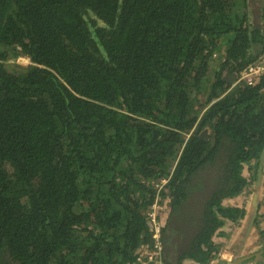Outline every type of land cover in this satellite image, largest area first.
Listing matches in <instances>:
<instances>
[{"label": "trees", "instance_id": "trees-1", "mask_svg": "<svg viewBox=\"0 0 264 264\" xmlns=\"http://www.w3.org/2000/svg\"><path fill=\"white\" fill-rule=\"evenodd\" d=\"M263 54L264 0H0V264H133L156 200L164 264H208L264 144V74L226 77Z\"/></svg>", "mask_w": 264, "mask_h": 264}, {"label": "flooded vegetation", "instance_id": "flooded-vegetation-1", "mask_svg": "<svg viewBox=\"0 0 264 264\" xmlns=\"http://www.w3.org/2000/svg\"><path fill=\"white\" fill-rule=\"evenodd\" d=\"M259 79L260 77L253 83H256ZM206 133H208V130H205L204 134L206 135ZM240 174L246 179L247 186L236 197L221 200V206L224 208H236L238 215L235 218H229L218 213L220 224L215 228L212 240L214 236L220 235L222 241L218 242L219 246L216 245L217 253L213 259L217 257V260L214 263L212 259L213 264L229 261L227 259L229 256H225L226 250L230 257H233L230 261L237 259L242 264H264V144L261 153L255 160L249 163H242ZM200 177L204 184L198 191V197L201 199L202 194L209 192L214 177L208 170H203ZM209 196H211V192H209ZM237 198L240 199L237 200ZM165 206L166 208L164 207L163 211L166 213V210H169V202ZM212 209L215 211V206ZM167 218L165 216L162 217V214L158 215L160 225L158 239L162 247H164L163 241L166 238L165 249L167 248L168 250L163 248L167 253L166 258L171 263H176L178 253L176 250H169L172 248L169 244L174 246L179 237L177 232L172 233L174 229L170 225L165 226L167 225ZM164 226L163 232L162 227ZM237 232L239 238L233 237ZM235 250H241V252L236 254Z\"/></svg>", "mask_w": 264, "mask_h": 264}, {"label": "built area", "instance_id": "built-area-1", "mask_svg": "<svg viewBox=\"0 0 264 264\" xmlns=\"http://www.w3.org/2000/svg\"><path fill=\"white\" fill-rule=\"evenodd\" d=\"M264 74V54L259 57L253 64L249 65L243 72H241L233 85L244 82L251 84L256 81L259 77ZM165 182V178L162 179V183ZM163 209V208H162ZM159 210L160 206L158 201H154L149 211V221L151 224L152 231V244L143 245L141 251L136 256L133 264H164V249L159 242L158 232L160 229L159 225Z\"/></svg>", "mask_w": 264, "mask_h": 264}, {"label": "crops", "instance_id": "crops-1", "mask_svg": "<svg viewBox=\"0 0 264 264\" xmlns=\"http://www.w3.org/2000/svg\"><path fill=\"white\" fill-rule=\"evenodd\" d=\"M238 199H240V198H237V200ZM233 237H236V238H239V234H238V232L235 234V236L233 235ZM232 237V238H233ZM219 241H222V238L220 237V235L219 236H214L213 237V242H215L216 243V245H218L219 246ZM222 243V242H221ZM176 252H177V250H176ZM235 252H236V254H238V253H240L241 252V250H235ZM225 256H229V257H227V259L228 260H232L233 259V257H230V255H229V253H228V251L226 250L225 251ZM217 258V257H216ZM213 259L214 260V263L216 262V260L217 259ZM212 259H210V261L208 262V264H213V261H211ZM180 264H197L195 261H193L192 259H184L183 261H181L180 262Z\"/></svg>", "mask_w": 264, "mask_h": 264}, {"label": "water", "instance_id": "water-1", "mask_svg": "<svg viewBox=\"0 0 264 264\" xmlns=\"http://www.w3.org/2000/svg\"><path fill=\"white\" fill-rule=\"evenodd\" d=\"M236 77H237V74H235V73H230V74L227 75V77H226V81L229 82V83H232L233 80H234ZM205 136H206V135L204 134L203 137H205ZM147 225H148L149 229H151L150 221L147 222ZM220 264H242V263H241L240 260L235 259V261H230V260H229V261H224V262H222V263H220Z\"/></svg>", "mask_w": 264, "mask_h": 264}, {"label": "rangeland", "instance_id": "rangeland-1", "mask_svg": "<svg viewBox=\"0 0 264 264\" xmlns=\"http://www.w3.org/2000/svg\"><path fill=\"white\" fill-rule=\"evenodd\" d=\"M16 62L19 63V64H21V65H27L29 61H28L26 58L20 56V57L16 60ZM162 208H164V207H162ZM162 208L159 210V214H162V217H164V213H165V211H163ZM162 211H163V212H162Z\"/></svg>", "mask_w": 264, "mask_h": 264}, {"label": "clouds", "instance_id": "clouds-1", "mask_svg": "<svg viewBox=\"0 0 264 264\" xmlns=\"http://www.w3.org/2000/svg\"><path fill=\"white\" fill-rule=\"evenodd\" d=\"M21 57H24V56H21ZM24 58H26V59L29 61V59H28L27 57H24ZM28 64H29V62H28ZM237 77H238V75H237ZM237 77H236V78H237ZM236 78L233 80L232 83H234V81L236 80Z\"/></svg>", "mask_w": 264, "mask_h": 264}]
</instances>
